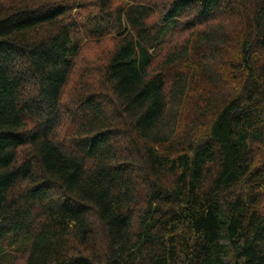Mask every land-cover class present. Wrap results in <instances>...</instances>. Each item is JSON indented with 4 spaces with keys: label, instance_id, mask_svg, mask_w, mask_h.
<instances>
[{
    "label": "trees",
    "instance_id": "obj_1",
    "mask_svg": "<svg viewBox=\"0 0 264 264\" xmlns=\"http://www.w3.org/2000/svg\"><path fill=\"white\" fill-rule=\"evenodd\" d=\"M0 264H264V0H0Z\"/></svg>",
    "mask_w": 264,
    "mask_h": 264
},
{
    "label": "rangeland",
    "instance_id": "obj_2",
    "mask_svg": "<svg viewBox=\"0 0 264 264\" xmlns=\"http://www.w3.org/2000/svg\"><path fill=\"white\" fill-rule=\"evenodd\" d=\"M173 48H174V47H173ZM173 48H171V49H173ZM171 49H170V50H171Z\"/></svg>",
    "mask_w": 264,
    "mask_h": 264
}]
</instances>
